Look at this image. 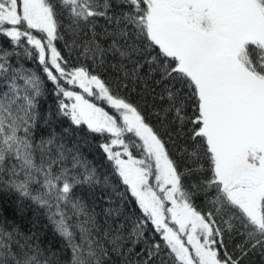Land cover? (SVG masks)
<instances>
[{
    "label": "snow or ice",
    "instance_id": "obj_1",
    "mask_svg": "<svg viewBox=\"0 0 264 264\" xmlns=\"http://www.w3.org/2000/svg\"><path fill=\"white\" fill-rule=\"evenodd\" d=\"M0 264H264V0H0Z\"/></svg>",
    "mask_w": 264,
    "mask_h": 264
},
{
    "label": "trees",
    "instance_id": "obj_2",
    "mask_svg": "<svg viewBox=\"0 0 264 264\" xmlns=\"http://www.w3.org/2000/svg\"><path fill=\"white\" fill-rule=\"evenodd\" d=\"M5 45H7V41H4ZM24 66L26 68L33 69L34 71H38L39 74L42 75V73L39 72L38 66L36 63H33L32 61H24ZM52 85L48 82L45 84V96L41 100V111H44L48 109L49 107L54 108L55 107V97L51 93ZM130 99L135 102L138 97L133 93L130 96ZM101 142L100 137H91L89 140V143L84 148V154L87 156V158L93 163L96 164H105L103 153L99 149L98 145Z\"/></svg>",
    "mask_w": 264,
    "mask_h": 264
},
{
    "label": "rangeland",
    "instance_id": "obj_3",
    "mask_svg": "<svg viewBox=\"0 0 264 264\" xmlns=\"http://www.w3.org/2000/svg\"><path fill=\"white\" fill-rule=\"evenodd\" d=\"M103 106V105H102Z\"/></svg>",
    "mask_w": 264,
    "mask_h": 264
}]
</instances>
